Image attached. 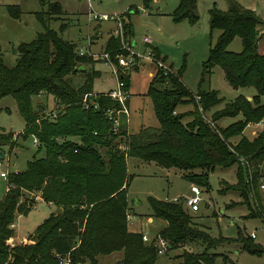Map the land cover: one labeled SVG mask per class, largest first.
I'll return each mask as SVG.
<instances>
[{
    "label": "trees",
    "instance_id": "trees-1",
    "mask_svg": "<svg viewBox=\"0 0 264 264\" xmlns=\"http://www.w3.org/2000/svg\"><path fill=\"white\" fill-rule=\"evenodd\" d=\"M227 1L226 11L215 7L208 11L210 33L219 30V34L202 63L197 94L182 84L180 71L163 75L156 70L145 95L157 127H142L132 133L120 129L119 135H113L102 109L116 108L117 103L105 92H91L97 72L86 68L90 57L78 55L72 43L48 28V21L61 14L60 7L56 2L40 0L45 10L35 12L34 17L42 30L30 41L16 45V57L10 66L0 59V98L13 99L24 123L13 138L10 131L0 130V145L13 144L16 136H31L35 139V152L42 153L27 160L23 170L7 173L0 199V264H58V257L64 255L71 264H97L96 256L116 251L121 252L116 264H159L152 245L141 241L140 232L126 228L128 157L182 170L185 180L202 186H207L208 173L215 167L236 164L237 182L226 188L237 190L245 201L250 190L255 197L258 179L262 177L264 182V21L234 0ZM196 5L197 0H176L168 15L175 22L195 23ZM6 11L11 18H18L17 6H6ZM120 16L121 33L126 39L130 25L125 13ZM235 37L241 40V50L228 51L227 46ZM151 49L157 58V51ZM103 52L112 61L115 54L121 53L117 36L107 38ZM79 65L82 70H77ZM214 66L222 69L232 88L252 87L255 93L250 100L238 95L215 110L210 122L197 107L189 113H176V106L193 102L194 96L199 97L195 102L202 112L221 102L216 91L201 88ZM121 79L127 89V77ZM156 83L164 85L155 88ZM41 94L52 97L53 118L43 114L40 100L32 105L31 98ZM84 94L91 95L87 100L96 104L95 109L81 106ZM187 115L191 119L184 123ZM237 115L241 119L224 128L216 127V120ZM248 122H262L252 137L243 133ZM121 140L123 149L115 145ZM241 158L247 165L241 163ZM25 194L38 196L58 211L48 213L33 228L27 242L13 243L9 240L13 233L9 225L16 213H27L31 200H24ZM146 202L150 215L165 223L156 235L166 240L167 250L195 242L204 246L199 252L183 249L171 262L163 264H213L218 254L210 250L222 242H237L252 254L262 252L252 243L253 238L241 233L234 240L211 237L192 223L182 202L150 196ZM254 203L256 214L264 220V202L255 198ZM221 258L223 264H235L225 255Z\"/></svg>",
    "mask_w": 264,
    "mask_h": 264
},
{
    "label": "rangeland",
    "instance_id": "rangeland-1",
    "mask_svg": "<svg viewBox=\"0 0 264 264\" xmlns=\"http://www.w3.org/2000/svg\"><path fill=\"white\" fill-rule=\"evenodd\" d=\"M56 2L61 14L58 18H51L48 21V28L59 34L61 39L72 43L76 51L86 50V41L91 36L90 50L94 57L91 59V68L97 74L92 78L91 92L93 94L105 92L115 87V77L110 73L108 65L100 60L102 42L106 37L112 35L115 30L113 21H87V1L92 11L96 13L113 15L126 14L130 25V35L125 40L130 43L134 51H142L145 45L141 38L147 37L150 40L149 47L157 51V59L175 73L180 71V81L193 94H197L202 74V63L207 59L210 46L214 43L219 30L209 29L208 11L215 7L218 10L226 11L227 0H197L196 11L198 20L190 23L187 20L173 21L168 13L173 9L176 0H47ZM244 8L250 9L264 21V0H234ZM17 6L18 18H11L6 6ZM45 6L40 5V0H0V59L2 64L10 66L16 57L15 47L18 43L28 42L33 39L35 33L42 30L41 25L35 19L34 13L44 11ZM62 25V29L59 27ZM109 34V36H108ZM123 35V34H122ZM114 36V35H112ZM105 40V41H106ZM264 43V39H263ZM231 52L241 50V40L235 37L227 46ZM86 55V54H85ZM88 56V55H87ZM183 68V69H182ZM151 75H147V73ZM156 69L151 63H140L137 68L126 72L128 101H127V122L126 133H132L142 127H157V121L153 115L149 98L145 95L150 78L155 74ZM164 84H154L160 88ZM202 89L214 90L217 92L221 102L210 108L208 111L199 110V105L193 102H185L175 107L178 114L189 113L197 107L199 113L207 119H212V113L224 107L225 103L233 100L238 95H247L250 99L255 91L252 87L232 88L224 78L223 71L219 66H214L211 74L201 85ZM249 95V96H248ZM264 99V97H263ZM38 100L41 101L42 112L55 108L52 97L40 95L31 98L32 105ZM190 116H185L183 122L189 121ZM241 119L240 115L235 117H223L215 121L217 128H224L232 122ZM23 121L16 112L15 104L10 96L0 98V130L10 131L11 137L23 128ZM124 125V124H123ZM244 135L252 137L251 129L245 128ZM35 143L31 136L21 138L16 136L13 144L0 145V171L7 172L21 171L25 162L32 157L41 156V151L35 152ZM116 146H123L122 140L115 143ZM126 166V201L128 230L143 232L146 236H153L156 229L162 223L161 219L153 218L146 202V197L167 200L175 196L191 195L189 183L182 177L184 171L175 168H161L152 162H140L138 159L128 157L125 159ZM142 163V167L139 166ZM7 164V165H5ZM198 172V170H193ZM237 165L230 167H215L208 173L207 186L198 185L200 189V201L198 210L190 211L186 208L192 219V223L206 231L211 237H224L234 240L238 234L249 237L252 243L262 249L260 254H252L242 249L237 242H222L210 250L218 254L213 264H223L222 255L235 264H264V220L256 214L255 198L264 202L263 178H259L256 184V194L250 190L247 201L240 193L226 186L234 185L237 182ZM187 173V172H186ZM5 180L0 178V199L5 189ZM25 194L24 200H31L26 214H15L12 227V242L19 240L27 242L28 236L32 234L33 228L50 212H57L53 205H48ZM181 203V199L178 200ZM257 201V200H256ZM255 213L252 215V213ZM150 217L153 221L146 223L145 219ZM204 246L200 242L184 245V247L172 248L164 254L156 257V263L163 264L171 262L173 257L180 254L183 249L199 252ZM121 252L116 251L107 255L96 256L97 264H116L120 259Z\"/></svg>",
    "mask_w": 264,
    "mask_h": 264
},
{
    "label": "built area",
    "instance_id": "built-area-1",
    "mask_svg": "<svg viewBox=\"0 0 264 264\" xmlns=\"http://www.w3.org/2000/svg\"><path fill=\"white\" fill-rule=\"evenodd\" d=\"M87 21H97V22H104V21H113L115 24V30L113 32L114 36H117L119 41V49L121 53L115 54L113 56V61L110 59L109 54L107 52H103L99 55L100 60L103 61L106 65H108L110 69V73L115 77V87L112 90L105 92V95L114 100L117 103L116 108H104L102 109V114L106 117L109 122V131L113 135H119V130L126 129V122H127V106L126 102L128 99L127 89H124L123 82L121 77L126 75L127 71H132L135 67L140 63H151L154 68L160 71L163 75L169 72L168 68L165 67L160 60L154 57L151 47H149V39L147 37H142L141 42L145 45L142 51H134L130 43L123 39L121 33V22L117 14L113 15H106L101 13H96L91 10L90 4L87 1V12H86ZM78 55L86 54L88 56L94 57L91 53L84 52V51H77ZM149 76L151 73L148 74ZM91 96L89 94H84L80 100V104L83 108H87L91 105L92 108H96V104L93 102H88L87 97ZM198 96H194L195 101H198ZM199 110L201 111L200 107ZM45 116L48 118H53L55 115V108L51 109L50 111L43 112ZM203 117V116H202ZM204 118V117H203ZM205 119V118H204ZM206 121L210 122L209 120L205 119ZM124 124V125H123ZM212 124V123H211ZM262 126V122H248L246 124V128L251 129V134L255 135L257 130L260 129ZM126 131V130H125ZM122 137V136H118ZM33 143H35V139L32 137ZM118 148L123 149V146H119ZM242 164L247 165L242 158L240 159ZM7 165V164H5ZM0 167H2L0 162ZM7 170L0 171V178L6 179ZM261 188L264 187L263 184L260 185ZM189 191L191 195L188 196H175L171 199H168L171 202H179L178 200L181 199V202L184 208L189 209L190 211H197L198 210V202L200 201V189L198 185L191 184ZM39 201H42L38 198ZM125 219H129V215H125ZM10 228L13 227V223L9 225ZM251 238H254V233H250L249 235ZM140 239L144 243L151 244L154 248V253L156 256L162 255L167 251V242L163 238L159 237L158 235H154L152 237H147L144 233H141ZM12 241V236L9 238ZM18 243H25L24 240H19ZM58 264H71L67 255L59 256L58 257Z\"/></svg>",
    "mask_w": 264,
    "mask_h": 264
},
{
    "label": "crops",
    "instance_id": "crops-1",
    "mask_svg": "<svg viewBox=\"0 0 264 264\" xmlns=\"http://www.w3.org/2000/svg\"><path fill=\"white\" fill-rule=\"evenodd\" d=\"M153 1H157V0H153ZM113 32H114V30H112V35H113ZM108 36H109V34H108ZM106 37L107 36H105V38L103 39V42H102V45H103V47H104V45H105V40H106ZM89 39L86 41V50H89L90 52H92L91 50H90V46H91V42L92 41H94L95 42V40H92L91 39V36H89L88 37ZM150 41V40H149ZM76 49H79V48H76ZM104 48H102L100 51H102ZM88 51V52H89ZM261 52L262 53H264V43H263V45H262V47H261ZM149 74V72L147 73V75ZM109 90H112V89H109ZM109 90H107V91H109ZM107 91H105V92H107ZM102 93H104V92H102ZM127 93L129 94V92H128V87H127ZM246 97H247V95H245ZM249 96V95H248ZM127 101H128V99H127ZM126 105H127V102H126ZM126 163V162H125ZM139 166L140 167H142L143 165H142V163H139ZM4 191H5V189H4ZM4 193V192H3ZM159 200H162V199H159ZM45 203V202H44ZM46 204H48V203H46ZM49 205V204H48ZM128 221H129V219H128ZM127 221V222H128ZM153 220L148 216L146 219H145V222L148 224V223H151ZM127 222H126V228H127ZM164 221L162 220V223L160 224V226L156 229V231L154 232V234H153V236L155 235V234H157V232L164 226ZM127 230H128V228H127ZM128 231H132V230H128ZM135 232H138V231H135ZM140 233H143V232H140ZM147 237H149V236H147ZM150 237H152V236H150ZM182 247H184V246H180L179 248H182Z\"/></svg>",
    "mask_w": 264,
    "mask_h": 264
},
{
    "label": "water",
    "instance_id": "water-1",
    "mask_svg": "<svg viewBox=\"0 0 264 264\" xmlns=\"http://www.w3.org/2000/svg\"><path fill=\"white\" fill-rule=\"evenodd\" d=\"M83 69V67L81 66V65H79L78 67H77V70H82ZM248 100H250L249 98H248ZM0 155H1V153H0Z\"/></svg>",
    "mask_w": 264,
    "mask_h": 264
}]
</instances>
